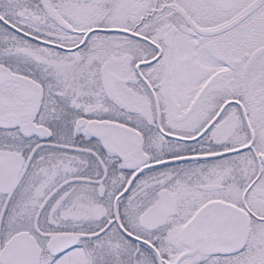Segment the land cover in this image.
I'll use <instances>...</instances> for the list:
<instances>
[{"label":"snow or ice","instance_id":"1","mask_svg":"<svg viewBox=\"0 0 264 264\" xmlns=\"http://www.w3.org/2000/svg\"><path fill=\"white\" fill-rule=\"evenodd\" d=\"M0 264H264V0H0Z\"/></svg>","mask_w":264,"mask_h":264}]
</instances>
